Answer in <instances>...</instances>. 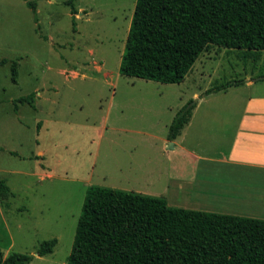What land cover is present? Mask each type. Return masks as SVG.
<instances>
[{
	"label": "rangeland",
	"instance_id": "obj_1",
	"mask_svg": "<svg viewBox=\"0 0 264 264\" xmlns=\"http://www.w3.org/2000/svg\"><path fill=\"white\" fill-rule=\"evenodd\" d=\"M33 1L36 14L23 0H0V179L11 193L0 200V252L67 264L86 189L162 197L173 165L192 173L164 143L174 114L198 104V87L251 77L264 90V51L255 60L210 45L180 84L125 77L118 70L136 0H72L75 20L68 0ZM31 94L35 108L15 102ZM226 98L210 97L198 114ZM213 125L197 115L193 129L205 140ZM53 238V252L38 257L39 243Z\"/></svg>",
	"mask_w": 264,
	"mask_h": 264
},
{
	"label": "trees",
	"instance_id": "obj_2",
	"mask_svg": "<svg viewBox=\"0 0 264 264\" xmlns=\"http://www.w3.org/2000/svg\"><path fill=\"white\" fill-rule=\"evenodd\" d=\"M23 1L36 14L34 1ZM65 4L75 20L72 0ZM210 45L242 50L257 60L264 51V0H136L118 71L180 84ZM16 74L13 62V82ZM239 82L212 86L204 95ZM33 97L15 102L34 107ZM190 102L173 116L169 141L189 122L195 107ZM10 194L0 179V200ZM56 244L55 238L40 242L36 255L51 254ZM32 259L21 253L4 258L0 252V264H29ZM66 263L264 264V220L172 207L162 197L91 185Z\"/></svg>",
	"mask_w": 264,
	"mask_h": 264
},
{
	"label": "crops",
	"instance_id": "obj_3",
	"mask_svg": "<svg viewBox=\"0 0 264 264\" xmlns=\"http://www.w3.org/2000/svg\"><path fill=\"white\" fill-rule=\"evenodd\" d=\"M239 81L209 95L198 87L189 122L175 140L166 136L170 153L184 156L192 171L185 176V168L172 166L171 182L161 195L169 206L174 202L178 208L264 220V90L256 92L259 84L251 77ZM220 94L227 97L225 107L198 114L201 103ZM197 115L213 122L212 137L202 140L195 133Z\"/></svg>",
	"mask_w": 264,
	"mask_h": 264
},
{
	"label": "water",
	"instance_id": "obj_4",
	"mask_svg": "<svg viewBox=\"0 0 264 264\" xmlns=\"http://www.w3.org/2000/svg\"><path fill=\"white\" fill-rule=\"evenodd\" d=\"M171 144V143H170Z\"/></svg>",
	"mask_w": 264,
	"mask_h": 264
}]
</instances>
